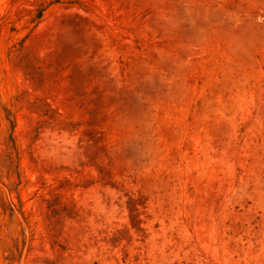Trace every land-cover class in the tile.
I'll list each match as a JSON object with an SVG mask.
<instances>
[{
  "label": "rangeland",
  "instance_id": "rangeland-1",
  "mask_svg": "<svg viewBox=\"0 0 264 264\" xmlns=\"http://www.w3.org/2000/svg\"><path fill=\"white\" fill-rule=\"evenodd\" d=\"M0 264H264V0H0Z\"/></svg>",
  "mask_w": 264,
  "mask_h": 264
}]
</instances>
